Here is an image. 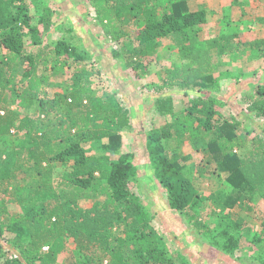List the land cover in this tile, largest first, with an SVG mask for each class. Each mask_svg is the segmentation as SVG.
I'll return each mask as SVG.
<instances>
[{"label":"trees","instance_id":"16d2710c","mask_svg":"<svg viewBox=\"0 0 264 264\" xmlns=\"http://www.w3.org/2000/svg\"><path fill=\"white\" fill-rule=\"evenodd\" d=\"M87 1L106 39L116 45L112 57L136 77L147 75L163 42L178 49L185 64L163 70L160 87L199 95L180 116L148 132L154 176L167 192L169 207L204 232L210 246L235 257L238 243L248 236L259 252L251 258L264 264V229L252 231L241 215L220 217L216 231L205 222L200 209L206 198L189 176V156L178 149L188 138L207 168L217 164L226 175L231 194L225 200L209 196L222 213L255 194L264 201V84L248 106L254 132H240L243 122L225 117L211 94L219 80L216 58L235 60L247 52L264 58V37L231 32L204 38L208 10L192 9V0ZM53 14L36 0H0V264H57L68 238L79 250L68 264H178L133 191L138 169L131 155H93L83 145L107 139L118 152L130 112L91 90L94 70L86 63L95 65L100 49L62 37L45 42L56 24ZM68 67L73 90L50 96L49 72L63 74ZM157 107L164 115L172 113L171 97L158 98ZM53 112L65 117L56 121ZM10 204L24 212L12 213ZM238 259L245 263L243 256Z\"/></svg>","mask_w":264,"mask_h":264},{"label":"rangeland","instance_id":"374dc122","mask_svg":"<svg viewBox=\"0 0 264 264\" xmlns=\"http://www.w3.org/2000/svg\"><path fill=\"white\" fill-rule=\"evenodd\" d=\"M216 1L190 2L192 9L205 6L208 10V20L201 27L204 38L231 32H240L244 38L264 37V21H262L264 0ZM36 2L40 3L41 7L47 5L54 11L53 20L56 24L49 34L45 35L46 43L62 37L79 47L84 45L100 49L98 58L94 55L97 61L95 65L91 66L90 61L86 63L87 65L90 63V67L94 70L91 71L92 75L89 78L91 90L97 96L105 94L110 97L113 104L129 109L130 123L122 131L123 142L118 152L109 148L107 139L86 142L83 145L89 148V154L93 155L110 154L113 159H117L120 154L131 155L138 169L132 179L133 191L141 197L153 217L152 222L164 237L169 255L173 256L178 264L183 261L189 264H256L251 256L259 252L251 244L248 236H244L238 243L240 246L235 249V257L210 246L205 241L204 232L195 229L180 212L169 207L167 192L154 176L146 148L148 132L180 116L190 105V100L199 95L198 90L187 94L179 88L161 89L160 87L165 76L163 70L174 63L185 64L178 55V49L170 47L168 42H163L157 50L156 58L146 70L147 75L136 77L134 72L123 67L119 59L112 57L111 51L116 45L106 39L94 8L87 0H36ZM248 55L247 52L242 58L235 60L230 56L216 58V76L219 80L218 86L211 90V94L221 102L219 104L221 113L225 117L236 118L243 122L244 128L240 132L246 133L255 131L256 122H248L250 115L248 106L251 98L257 95L259 85L264 84V58H252ZM2 56L3 51L0 49V58ZM41 71L43 70L41 69L40 73ZM65 71L66 73L63 74L49 72L47 90L50 96L56 92L73 90L71 84L73 69L68 67ZM167 96L172 99L173 112L164 115L158 110L157 99ZM70 101L69 99L68 102ZM89 103L90 101L88 105ZM51 116L56 121L65 117L61 112H53ZM71 134H76L75 129ZM172 148L174 147H169L171 151ZM178 149L189 156L186 168L191 179L195 180L201 195L206 198L200 211L210 228L218 227L220 217L232 220L241 215L246 220L247 226L249 224L253 228L252 231L261 232L264 229V201L259 195L255 194L251 199L247 197L244 205L237 204L222 213L209 196L211 193H216L225 200L228 194H231V186L224 181L226 175L217 168V164L213 163L207 168L204 157L195 150L188 138ZM58 168L61 171L65 169L62 165ZM201 169L205 170L204 174H201ZM10 208L12 213L24 212L23 207L17 204H10ZM78 254L75 241L73 238H68L66 249L57 264H68L69 260L78 257ZM241 256L245 259V263L238 259Z\"/></svg>","mask_w":264,"mask_h":264},{"label":"crops","instance_id":"0c3cea01","mask_svg":"<svg viewBox=\"0 0 264 264\" xmlns=\"http://www.w3.org/2000/svg\"><path fill=\"white\" fill-rule=\"evenodd\" d=\"M213 1H216V0H213ZM219 1H223V0H219ZM217 2V1H216ZM254 3V2H253ZM257 3H260V2H257ZM233 9V8H232Z\"/></svg>","mask_w":264,"mask_h":264}]
</instances>
